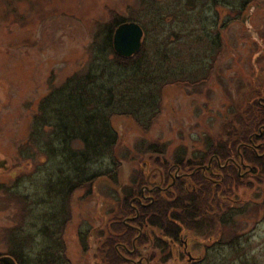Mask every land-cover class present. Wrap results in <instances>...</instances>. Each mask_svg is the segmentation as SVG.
I'll return each instance as SVG.
<instances>
[{
	"label": "trees",
	"instance_id": "obj_1",
	"mask_svg": "<svg viewBox=\"0 0 264 264\" xmlns=\"http://www.w3.org/2000/svg\"><path fill=\"white\" fill-rule=\"evenodd\" d=\"M256 1L136 0L138 13L144 16L139 13L125 18L114 13L98 29L90 61L52 87L33 115L21 159L32 164L36 159L34 169L7 185L23 224L16 232L22 238L23 250L17 255L20 264H73L63 237L73 218L76 191L86 187V196H90L97 180L119 181L122 159L116 150L120 134L113 118L131 116L149 129L161 113L166 86L202 83L206 76L198 73H210L215 54L222 50L217 48L221 45L218 29L242 21ZM189 18L194 26L174 32L177 41L190 45L187 52L169 50L168 41L160 42L154 36V54L148 53L151 27L161 29L177 19ZM129 21L142 26L144 42L140 52L125 58L115 52L113 34ZM196 33L208 38L199 51L194 43ZM255 99L244 101L224 124L227 138L208 139L206 150L199 155L188 157L179 150L174 163L169 164L161 158L166 153L165 144H139V150L156 154L151 156L154 170L149 180L148 172L136 171L131 183L120 189L108 236L100 246L102 264L137 263L145 252L150 260L159 254L166 263L174 249L187 243L185 232L208 241L205 256L191 261L196 264H214L226 248L242 250L243 233L223 231L228 225L236 226L238 216L249 209L264 208V191L260 202L253 205L238 196L239 188L248 185L246 179L264 178V105ZM95 164L100 167L95 168ZM178 168L179 176H175ZM25 180L37 185L36 197L17 190ZM150 186L151 192L146 188ZM90 235L91 228L78 232L83 251L89 249Z\"/></svg>",
	"mask_w": 264,
	"mask_h": 264
},
{
	"label": "rangeland",
	"instance_id": "obj_2",
	"mask_svg": "<svg viewBox=\"0 0 264 264\" xmlns=\"http://www.w3.org/2000/svg\"><path fill=\"white\" fill-rule=\"evenodd\" d=\"M136 5V0H0V124L3 126L0 135L6 136L7 141L23 144L41 99L52 87L90 61L94 37L114 13L125 18L135 17L140 13ZM140 14L144 16L143 12ZM192 19H177L161 29L151 27L148 53L154 54V36L160 42L168 41L169 50L180 48L187 52L190 45L177 41L174 32L194 26ZM218 30L221 45L217 48L222 50L215 54L213 70L198 73L206 76L202 83L167 85L161 113L149 129L145 130L131 116L113 118L120 134L116 150L118 158L122 159L119 181L97 180L90 196H86V187L76 191L72 202L73 218L64 232L66 250L73 264H102L100 246L108 236V224L117 210L120 189L131 183L138 170L148 172L147 179H150L154 170L151 156L156 154L139 150L141 142L148 146L165 144L166 153L161 158L171 164L179 150L193 157L206 150L208 139L225 140L224 124L244 101L256 98L264 105V0L254 2L242 21ZM203 35L196 33L195 36L198 51L208 41ZM34 162L23 161L22 171L7 175V185L18 176L30 173L37 160ZM108 162L109 159H105V163ZM94 166L100 167V164ZM240 171H244L243 167ZM246 180L248 185L239 188L238 196L252 205L259 203L264 178L263 181L255 177ZM17 190L34 197L38 195V187L31 180L23 181ZM0 202L4 206L0 221L7 228L10 225L14 228L19 224L17 221L22 222L17 213L18 205L7 191ZM238 217L236 226L228 225L223 232L243 233L242 250L226 248L214 264H264V208L249 209ZM89 228V249L83 251L78 232ZM195 236L185 232L187 245L174 249L168 262H162L159 254L150 260L145 252L142 255L149 260L143 259L140 264H196L190 258L201 260L208 241L200 239L201 235ZM26 246L31 249L30 243Z\"/></svg>",
	"mask_w": 264,
	"mask_h": 264
},
{
	"label": "flooded vegetation",
	"instance_id": "obj_3",
	"mask_svg": "<svg viewBox=\"0 0 264 264\" xmlns=\"http://www.w3.org/2000/svg\"><path fill=\"white\" fill-rule=\"evenodd\" d=\"M2 128L3 126L0 124V132ZM21 148V141H7L6 136L0 135V201L1 199L3 200L7 191V175L12 173V171H22ZM175 176H179V168L176 170ZM150 187L146 188L151 192L153 191V187ZM147 197H150V195ZM0 208L1 212L4 209L1 202ZM17 222L19 224H16L14 228L12 225L7 228L6 225L0 221V264H20L17 255L21 254L23 249L21 248V233L16 235V232L18 231L17 233H19V229L23 225L22 222ZM63 242L67 248L65 236L63 237ZM185 245H187V243H185ZM129 259L133 262L131 258ZM143 259H145V261L149 260L146 256L142 255L141 258L137 260V263L133 264H140Z\"/></svg>",
	"mask_w": 264,
	"mask_h": 264
},
{
	"label": "water",
	"instance_id": "obj_4",
	"mask_svg": "<svg viewBox=\"0 0 264 264\" xmlns=\"http://www.w3.org/2000/svg\"><path fill=\"white\" fill-rule=\"evenodd\" d=\"M143 42L144 29L137 22L122 23L115 29L113 34L114 50L121 57L129 58L140 52Z\"/></svg>",
	"mask_w": 264,
	"mask_h": 264
}]
</instances>
